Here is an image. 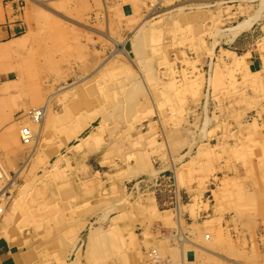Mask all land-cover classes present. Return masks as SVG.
I'll return each instance as SVG.
<instances>
[{
  "label": "rangeland",
  "instance_id": "374dc122",
  "mask_svg": "<svg viewBox=\"0 0 264 264\" xmlns=\"http://www.w3.org/2000/svg\"><path fill=\"white\" fill-rule=\"evenodd\" d=\"M17 1L0 0V25L6 24L10 15L21 18L26 11L37 31H32L29 39L23 34L17 41L0 45L7 48L6 53L0 51V69L7 70L0 72V158L3 155L9 163L7 167L3 164L9 177L3 185L11 180L0 198V217L7 208L14 219L10 225H0V245L16 249L17 240L26 238L27 246L32 237L39 249H46L64 233L71 239L69 245L60 247L66 252L62 264H89V248L99 246L105 251L104 240L116 236L110 232L118 224L122 230L119 236L128 241L135 255L145 225L141 208L148 207L149 198H136L138 190L131 187L139 180L145 184L142 179L146 176L151 181L162 170L163 188L157 189L156 195L165 204L172 196L174 169L181 203H191L194 198L195 210L199 208L204 216H192L193 220H209L203 224L205 229L211 232L217 227L220 233L227 235L228 231L244 240L250 229L254 236L255 229H263L257 213L261 210L253 214V206H247V211L238 214L242 205L229 202L233 197L227 193V183L247 189L264 186V175L261 180L253 173L264 164L260 147H264V86L261 74L250 65L251 56L264 59V0H70L66 11L62 2ZM251 17L254 20L249 27L238 33L231 30ZM24 29L22 25L16 36ZM121 47L127 54L116 52ZM42 105L56 117L44 129L32 155L31 145L20 140L6 142V129L17 114ZM79 115L85 117L84 128L70 137L67 128L71 131ZM91 132H95L94 138H88ZM246 148L249 154L244 153ZM235 150L242 155L236 156ZM90 179L98 196L87 195L85 203L75 206L77 211L85 209L81 222L80 215L47 207L58 199L60 207L68 211L67 202L75 199L77 182ZM15 203L22 204L27 217L22 223L15 221L23 217L9 210ZM186 208L183 206L181 217ZM51 213L56 218L48 221L46 216L52 217ZM61 214L67 216L58 219ZM242 216L254 225H247L248 219ZM171 217L172 229L163 227L162 234L178 228L174 214ZM114 219L117 224L113 226L110 222ZM233 219L247 220L246 225ZM47 222L53 226L46 227ZM185 224L182 220L184 233L197 241L191 239L194 233ZM101 227L106 236L98 235ZM12 228L13 238L8 234ZM46 230L52 232L48 237ZM92 233L98 235L99 243L91 239ZM174 240L165 242V250L155 248L169 259L167 253L180 248ZM190 240L182 243L184 248H192ZM105 253L107 261L103 263L113 264V252ZM138 254L134 264L144 260ZM209 256L224 261L222 264L241 261L239 257L226 262L211 253ZM257 256L244 261H255Z\"/></svg>",
  "mask_w": 264,
  "mask_h": 264
},
{
  "label": "bare ground",
  "instance_id": "6f19581e",
  "mask_svg": "<svg viewBox=\"0 0 264 264\" xmlns=\"http://www.w3.org/2000/svg\"><path fill=\"white\" fill-rule=\"evenodd\" d=\"M22 1H25V0H18L17 3L21 4ZM127 1H129V0H127ZM152 1H155V0H152ZM123 2H121V3H123ZM84 3H85V1H84ZM39 4L42 5V3H40V2H39ZM11 6H12V4H11ZM253 17H254V19H256L257 18V15H255ZM253 17H251L252 19L250 18L251 19L250 21L248 20V21H245V22H241V23H238V25H235L232 28L230 27L231 30L234 33H238L239 30H243V29L249 27L252 24L253 20H254ZM23 23L24 22L21 21L20 24L23 25ZM27 31H28V29H27ZM61 31L63 32V30H61ZM151 32H153V33L151 34L150 37H151L152 40H154V31L151 30ZM23 34L24 33H21V35H23ZM133 45H134L135 49L137 50V48H138V40H135L133 42ZM3 47H5V46H3ZM6 49L7 48H0V51L6 53L7 52ZM116 50H117L116 52H122V53L127 54L126 50L124 48H122V47L121 48H117ZM260 57L264 61V59L262 58L263 56L260 55ZM5 71H7V70L0 69V72H5ZM255 72H257V73L260 74V71H255ZM19 74L21 76V72H19ZM19 74H16V76H19ZM261 80H260V84L263 83V80H262V82H261ZM249 81L251 82L252 80H249ZM262 86H264V84ZM260 87H261V85H260ZM92 98L93 99H96L97 98L95 93H93ZM255 101L257 103V98H255ZM23 104L27 105V103H23ZM48 109H49V107L47 105H42V106H34V107L28 108L26 110L20 111L19 112L20 114H17V116L15 117V120H13V122L10 123L9 126L6 129V132H5V135H4V139H6V142L12 143V142H15V141H19L20 140V141H22L23 144H29V145H31V151H30L31 153L30 154L32 155V153L35 151L36 145L41 142V138L43 137L44 129L47 128V126H49V124L52 123L53 119L56 117L54 112H53V115L51 113L49 114L48 113ZM77 121H78V123L76 125L74 124L75 126L74 127L72 126L70 128L71 131H69V128H67L68 129L67 131L71 133V134L68 133V135L70 137L75 136V134L77 132H79L80 128L83 127V123L85 124V117H84V115L77 116ZM75 128H76V130H74ZM76 137H79V135H76ZM94 137H95V132H91V134H89V137L88 138H94ZM256 147H259V146L256 145ZM260 147L262 149H264L263 145H260ZM235 151L236 152H234V154L236 156L239 157V155H242V153H241L240 150H235ZM249 152L250 151H249L248 148H246L244 150V153L245 154H249ZM253 153L255 154V156H257L259 154V151L253 149ZM2 156H1L2 160L0 158V198L5 193V191L7 189V186L9 184H11V180H9L8 183H7V185H3V183L5 181H7V179L9 178L8 175H7L6 170H4V168H3V164H4L5 167H7L9 165V163H8V160H4L6 158H3ZM15 156L17 158V155H15ZM260 158H261V155H260ZM2 161H3V163H2ZM54 166H51V167H54ZM261 167H263V168H261V169H258V168L253 169V173H254L255 177H258L259 179L263 178V175H264V164ZM162 173H163L162 170L161 171H158L157 174H156V176H153V178L151 179V181H150V179H148L149 178L148 176H146V178H143V179L140 178V179H142V181L145 180L146 183L145 184L143 183V185H142V183H139L141 180H139L137 182L135 181L133 183V186L131 187L132 189H135V191L138 190L136 192L133 190V192L136 193V194L133 193L134 195H136L135 196L136 198L139 197V196H143V197L149 198V201L147 202V206H148L147 208L148 209L147 208L142 209L140 207L142 214H144V216H145V218H144V216L143 217H140L141 219L144 220L143 222L145 224V225L142 224L143 225L142 231L145 232V239H143L144 242H143L142 248H141V244H140V250L138 251L141 254V256L142 255L144 256V260L142 259L143 261H141L142 262L141 264H174V263H178V264H191L193 262L192 261L190 263V261L187 259V250L189 248H184V246H183V244H185V243L187 244V242L189 243L190 238H188V236H187L188 234L186 235L184 233V231H183V227L181 226V221L182 220H185V222L187 224V227L189 226L190 227L189 229L194 233V234L192 233L193 235H190L191 239L194 237V240L196 239L199 242H202V243L207 244L205 247H207L209 244H211L210 246L212 248H215V249L218 248L221 251L225 252V254H226L225 255V258H224L225 260L227 258H230V257L231 258L239 257L241 260L242 259L243 260H246L249 257H256L257 256V255L251 254V252L250 253L248 252L251 255L249 256V254H245L244 257H243L242 256V253H243L242 251H241L242 253H240V255H239V251H237V245L235 244V241H234V236L232 237L231 234H230V232L227 231V235H225V232L224 233L223 232L220 233L221 232L220 231L221 229L220 228H217V227H214L211 232L208 230L209 228L205 229V226H203V224L206 225L209 220H205L202 223V219H201V221H199V223H197L196 221H194L196 223H194V222H192V223L190 222L189 223L190 220L187 222V220L185 219L186 217H184V216L181 217V214H183V211H185V210H183V206L185 208L188 207V208H186V210H188L189 212H191L190 215L193 216V217H195L197 215L196 213L199 212V208H196V210H195L194 207H195L196 204H195V202H193V199L194 198H192V202L191 203H181V201H180L181 200L180 199L181 198V196H180V189H179V186H178L179 184H178V180H177V178H178L177 175L178 174H177V170H175V169L173 170V173L175 174V176H173V179H174L175 184L173 185V189H171V191H169V193L172 194V196L170 197L171 199H168V201H164L165 204H163V203L161 204L160 201H158V196L159 195H156L157 194L156 193V190L157 189L159 190V189L163 188V186H162V177H161ZM90 180H93V179H90ZM90 180H89V182H86L85 180H80V182H77V185L75 186V189H77L76 196L74 197L75 199L74 200H69L67 202L68 205H70L71 211H70V209L68 211H65L63 209V207H60L61 205L58 204V201H59L58 199H56L52 203H48V206L47 207L50 208V206H51V209H50L51 211H54V210L59 211V210H61V212H64V213H67V214L68 213H72L73 216H77L78 218H79V215H80L81 218H79V221L81 222L83 220L82 213L85 212V210H79V211H77V210H75V206L85 203V199H86V196L87 195H92V194L95 193V195L98 196V193L96 192V189H95L94 180L93 181H90ZM159 182H161V183H159ZM229 183L231 184L230 186L228 185ZM229 183H227V193H228L229 196H232L233 197V199H231V201H229V202L230 203H238V205L240 203L242 205L241 209H238L237 210L238 214L242 215L243 214V210L247 206H253V209H252L253 212H250V213H253V214H256V210H261V212L263 214L262 213L260 214L259 212H257L258 213V220L261 219L260 220V223H261V226L264 229V199L262 198V195H264V186L254 185L252 188H249V189H247L246 187H243L242 186L243 187V189H242V187H240L241 186L240 184L239 185L238 184L237 185H234L231 182H229ZM167 188H169V187H167ZM60 189L63 191L62 194H64L65 193V190H64L65 189V185H62V187ZM140 189H143V190H140ZM194 196H196V197L199 198V196H197L195 194H194ZM235 196H237V198H234ZM76 200H77V202H76ZM54 202H56V203H54ZM160 204L162 206L167 207V208L166 209H163V208L161 209L159 207V206H161ZM13 205H14V208L13 207H10L9 210H12V212H15V215H18V216L21 215L24 218L23 219V218L20 217L15 222H17V223H20L21 222L22 223V222H24L23 220H27V217L24 216L23 211H21L22 210V204L15 203ZM95 205H97V204H95ZM200 205H202V204H200ZM237 207L239 208L240 206H237ZM59 208H61V209H59ZM6 210L7 211H5V214H2V218L0 217V225H2V226H3V224L4 225H10L9 222L14 220L13 219V214L11 215L9 213V211H8L7 208H6ZM245 210L247 211V209H245ZM188 211H186V212H188ZM132 212H134V210ZM169 212H171L172 214H174V217H176L175 220H176V224H178V228L176 230H172L171 233H169V234H162V232H161L162 230L161 229L163 227L171 228L170 226H172V224L174 223V221L171 220L172 214L170 215ZM67 214L66 215H63V216L61 214V217H59L58 219H61L62 217L67 216ZM51 216L52 217H50V215H47L46 216V219L48 221H50L49 219H52L53 220L54 218H56V217H54L55 216L54 213H51ZM193 217H192V220L194 219ZM242 217L248 219V221L246 220L247 221V225H249V226L250 225H254V224H252V221H251V219L249 217H247V216L246 217L242 216ZM233 220H235L238 224H241V226L246 225V221H244L243 219H241L240 221H239V219H233ZM158 222L159 223L162 222V224L158 225L159 224ZM110 223H112L113 226L116 225L117 224V219H114V222L112 221ZM141 223H142V221H141ZM176 224H175V226H176ZM50 226H53V225H50V223L47 222V226L46 227H50ZM63 227H65V226H63ZM102 228L103 227L100 228V231L98 230L99 231V234L98 235L100 237H102V234H104V236H106V233L104 232L105 230H103ZM113 228L114 229L110 233H112L113 235L116 234V236L111 237V239L104 240V244L107 245V248H106L105 251L99 250L100 249L99 246H93L92 248H89V250H88L89 251L88 252L89 254L87 255L89 257V264H101V263H103V260L104 261L105 260L107 261V259H106L107 258L106 257V254L107 253H105L107 250L111 254L113 252V256L112 257L110 256V260L112 261L113 264H134L135 261L138 260L137 259L138 256H139L138 252H135V255H134L133 252H132V250L130 249V245H129L128 241L127 240L125 241V238L123 239L122 237L119 236V233L122 230H120L118 228V224H117V227H113ZM8 229H11V227L8 228ZM13 230H14L13 228H12L11 231L8 230L9 231L8 234L12 235L11 238H13V236L16 235V234L13 233ZM207 231H209V233ZM46 233L47 234L45 235V237L46 236L48 237L49 235H51L52 232H50L49 230H46ZM253 233H254V230L253 229L252 230L250 229L249 235L250 236H252V235L254 236ZM90 235H91V239H93L94 241H96L97 243H99L98 235L96 233H92ZM147 236H148V239H147ZM261 237H262V239H264V235L261 236ZM139 238H140V236H139ZM211 238H213V240H216L217 243L218 242L221 243L222 245L216 244ZM70 239L71 238L70 237H66L64 235V233H61L60 235L58 234L57 235V238L55 240L53 239V241L51 243H49L50 246H47L46 249L45 248L44 249H39L41 246L39 247L37 244H35L36 242H35V240L32 237L30 238V241H31L32 244L34 243L36 246H33L32 244H28L26 246L25 243L26 242H29V241L26 240V238L17 240V243H18V245H20L19 247H22V246H24V247H31V246H33L34 249L36 248L35 251L38 252V258H39L40 261L42 260V263L44 261V263L46 262V264H62L61 259H62L63 256H65V253L66 252L63 251L61 248H63L66 243L69 245V240ZM169 239L170 240L175 239L177 241V243L179 244L180 248L178 247V250L176 249L174 251L173 250L172 251L170 250L171 252L167 253L168 254V257H170V258L167 259L166 257L164 258L162 256V254L156 248H162L163 250H165V248H164L165 245H166L165 242H168ZM222 239L225 240V243H222ZM76 240H77V238H76ZM236 240L239 241L240 240V237L238 238V236H237L236 237ZM197 241H193V240L191 241L190 240V243L191 244H188V245H191L192 248H193V247H195V244H196ZM5 242H7L9 244V239H6ZM230 242H232V243H230ZM145 243H148L150 245H145ZM174 244H175L174 245V247H175L176 246V243H174ZM240 244H242V243H240ZM244 244H245V242H244ZM10 245H11V243H10ZM15 245H17V244H15ZM171 249H173V247ZM77 250H79V247H78ZM194 250L196 251L197 249H194ZM247 250L248 249H246V251ZM98 251H101V252H98ZM135 251H136V249H135ZM98 253H100V254H98ZM201 253H202V251L200 252V255H201ZM203 254H205V252ZM194 255H196V254H194ZM87 256H86V258H87ZM207 257H204L203 258L204 259L203 261H205L207 264H222L224 262L223 261L221 263V262L217 261L216 259H214L211 256H209V259ZM196 258H197V256H196ZM178 259H179V262H178ZM198 259H201V258H198ZM78 260H80V259H78ZM226 262H227V260H226ZM67 264H69V263H67ZM70 264H75V263L72 261V262H70ZM103 264H109V262L103 263Z\"/></svg>",
  "mask_w": 264,
  "mask_h": 264
},
{
  "label": "crops",
  "instance_id": "0c3cea01",
  "mask_svg": "<svg viewBox=\"0 0 264 264\" xmlns=\"http://www.w3.org/2000/svg\"><path fill=\"white\" fill-rule=\"evenodd\" d=\"M48 1L49 2L51 1L52 3L62 2L61 6H62V9H64V10L67 8L69 9V7H71V5L69 6V4H72L70 2V0H48ZM29 12H30V10H29ZM30 18H31L30 13L27 14L26 11H24L21 18H20V16L17 17V15L16 16L10 15L8 17V22L6 24L0 25V45L7 44V43H10L12 41H17L18 39L22 38L24 35H25L26 39H29L30 35L33 33L32 31H37V30L33 29L32 22L30 21ZM20 19H22V21L24 22L23 23V27L25 28V30L23 31L24 35L16 36L17 34L22 32V30H20L22 25L20 23H18V20H20ZM30 27H32V28H30ZM26 28L27 29L30 28L31 30L27 31ZM251 59L252 60L250 62V65L253 66L255 71H260V74H261L262 80H263V84H264V61L261 59L260 56H258V57L257 56H254V57L251 56ZM80 205H82V204H80ZM82 210H85V209L82 208ZM190 213L191 212H189V211L185 212L184 217H186L185 219L187 220V222L190 220L192 223V222H194V220H192V216L190 215ZM196 214H197L196 215L197 217L199 216V214L203 215V211H201V212L199 211V213H196ZM199 221H201V220L198 219L196 222L199 223ZM204 221L205 220H202V223ZM160 224H162V222H160L158 225H160ZM140 233L143 234L142 238H141V236L139 238L141 248H142L143 242H144L143 239H145V232L141 231ZM263 235H264V229L258 227L257 229H255L254 239L250 235L245 237V240H249L246 245L244 244L245 240L241 237V235H239L240 236L239 241L236 240L237 236L234 237V241H235V244L237 245V251H239V255L242 252H243L242 253L243 257L245 254H249L250 252H251V254L255 253L256 255H258L257 259H255V261H244L242 259L239 264H264V260H263L264 259V240L261 239V236H263ZM240 243H242V244H240ZM206 245L207 244H205V243H202V242L199 243V241H197L195 244V247L189 248L187 250V259L190 261V263L193 261L192 264H204V263L207 264L205 261H203L204 260L203 258L208 256L207 258L209 259L210 253L215 255V258H217V257L219 259L225 258V255H226L225 252L216 248L219 251L212 253V251L209 249V245L207 247H205ZM16 246L17 247L15 249L13 246H7V244L0 245V264H36L35 261L39 260L38 252L35 251L36 248L34 249L33 246L25 247V249H23V250L17 249L20 245H16ZM19 248H21V247H19ZM194 249H197V250L199 249V250L195 251ZM246 249H248V250L246 251ZM201 251H202V253L200 255ZM204 252H205V254L206 253L207 254L206 255L203 254ZM194 254H196V255H194ZM251 254H249V256ZM196 256H197V258H196ZM198 258H201V259H198Z\"/></svg>",
  "mask_w": 264,
  "mask_h": 264
},
{
  "label": "built area",
  "instance_id": "2783aa9c",
  "mask_svg": "<svg viewBox=\"0 0 264 264\" xmlns=\"http://www.w3.org/2000/svg\"><path fill=\"white\" fill-rule=\"evenodd\" d=\"M164 177H167V176H164Z\"/></svg>",
  "mask_w": 264,
  "mask_h": 264
}]
</instances>
